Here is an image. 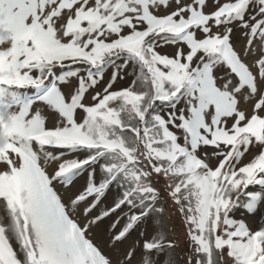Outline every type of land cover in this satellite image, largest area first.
<instances>
[{"label":"snow or ice","instance_id":"6c2138e0","mask_svg":"<svg viewBox=\"0 0 264 264\" xmlns=\"http://www.w3.org/2000/svg\"><path fill=\"white\" fill-rule=\"evenodd\" d=\"M264 0H0V264H264Z\"/></svg>","mask_w":264,"mask_h":264},{"label":"rangeland","instance_id":"374dc122","mask_svg":"<svg viewBox=\"0 0 264 264\" xmlns=\"http://www.w3.org/2000/svg\"><path fill=\"white\" fill-rule=\"evenodd\" d=\"M255 224H264V213L258 214L255 220Z\"/></svg>","mask_w":264,"mask_h":264}]
</instances>
